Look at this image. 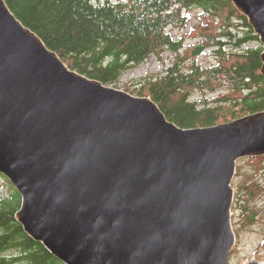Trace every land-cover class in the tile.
Wrapping results in <instances>:
<instances>
[{
    "label": "water",
    "instance_id": "95a60500",
    "mask_svg": "<svg viewBox=\"0 0 264 264\" xmlns=\"http://www.w3.org/2000/svg\"><path fill=\"white\" fill-rule=\"evenodd\" d=\"M231 1L264 45V0ZM257 157L264 113L182 129L71 71L0 0V174L17 222L62 264H230L231 184Z\"/></svg>",
    "mask_w": 264,
    "mask_h": 264
},
{
    "label": "trees",
    "instance_id": "16d2710c",
    "mask_svg": "<svg viewBox=\"0 0 264 264\" xmlns=\"http://www.w3.org/2000/svg\"><path fill=\"white\" fill-rule=\"evenodd\" d=\"M4 1L71 71L107 87L171 53V65L145 82L137 97L151 99L182 129L264 113L263 47L243 50L261 40L231 0ZM193 24V31L203 27L207 34L191 47L183 32ZM207 51L214 63L206 66L199 60ZM196 93L200 100H193ZM7 182L14 194L0 200V264H62L17 222L22 198Z\"/></svg>",
    "mask_w": 264,
    "mask_h": 264
},
{
    "label": "rangeland",
    "instance_id": "374dc122",
    "mask_svg": "<svg viewBox=\"0 0 264 264\" xmlns=\"http://www.w3.org/2000/svg\"><path fill=\"white\" fill-rule=\"evenodd\" d=\"M194 25L183 32L188 35L187 45L191 47L204 40L207 34L203 27L198 32L193 31ZM212 32L215 34L213 30ZM262 47L264 51V45L261 42H251L244 46L243 50ZM227 49L231 50V47ZM210 52L207 51L200 58V63L206 66L214 63ZM171 60V53H166L163 60L151 58L140 67L125 73L116 89L128 91L137 97L144 83L162 74L171 65ZM208 97L210 99L214 95ZM200 99L201 95L196 93L193 100ZM226 117L227 115L220 119V125L226 122ZM258 158L260 157L242 158L237 162V173L232 182L235 192L232 227L236 243L230 256V264H264V159ZM13 194V188L0 174V200L2 198L11 199Z\"/></svg>",
    "mask_w": 264,
    "mask_h": 264
},
{
    "label": "bare ground",
    "instance_id": "6f19581e",
    "mask_svg": "<svg viewBox=\"0 0 264 264\" xmlns=\"http://www.w3.org/2000/svg\"><path fill=\"white\" fill-rule=\"evenodd\" d=\"M11 11V10H10ZM261 40V39H260ZM262 43V42H261ZM263 44V43H262ZM114 88V87H113ZM116 89V88H115ZM126 93H128V92H126ZM129 94V93H128ZM131 95V94H130ZM133 96V95H132ZM138 98H140V97H138ZM165 115V114H164ZM167 118V117H166ZM169 121V120H168ZM10 182V181H9ZM12 185V184H11ZM13 186V185H12ZM15 188V187H14ZM16 190V189H15ZM17 191V190H16Z\"/></svg>",
    "mask_w": 264,
    "mask_h": 264
}]
</instances>
